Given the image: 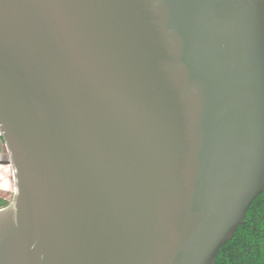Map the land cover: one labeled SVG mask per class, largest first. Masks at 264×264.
Masks as SVG:
<instances>
[{
	"label": "water",
	"instance_id": "water-1",
	"mask_svg": "<svg viewBox=\"0 0 264 264\" xmlns=\"http://www.w3.org/2000/svg\"><path fill=\"white\" fill-rule=\"evenodd\" d=\"M0 264H215L264 191V0H0Z\"/></svg>",
	"mask_w": 264,
	"mask_h": 264
},
{
	"label": "trees",
	"instance_id": "trees-1",
	"mask_svg": "<svg viewBox=\"0 0 264 264\" xmlns=\"http://www.w3.org/2000/svg\"><path fill=\"white\" fill-rule=\"evenodd\" d=\"M1 150L7 153L2 139ZM8 181V178L0 179V209L7 207L13 199L14 192L6 187ZM215 264H264V191L250 206L245 224L239 226L233 239L222 246Z\"/></svg>",
	"mask_w": 264,
	"mask_h": 264
},
{
	"label": "rangeland",
	"instance_id": "rangeland-1",
	"mask_svg": "<svg viewBox=\"0 0 264 264\" xmlns=\"http://www.w3.org/2000/svg\"><path fill=\"white\" fill-rule=\"evenodd\" d=\"M6 152L0 151V179H6L8 177V191H14V183H13V178H12V169L11 166L9 165V158L5 154Z\"/></svg>",
	"mask_w": 264,
	"mask_h": 264
},
{
	"label": "built area",
	"instance_id": "built-area-1",
	"mask_svg": "<svg viewBox=\"0 0 264 264\" xmlns=\"http://www.w3.org/2000/svg\"><path fill=\"white\" fill-rule=\"evenodd\" d=\"M2 139V134L0 133V140Z\"/></svg>",
	"mask_w": 264,
	"mask_h": 264
},
{
	"label": "crops",
	"instance_id": "crops-1",
	"mask_svg": "<svg viewBox=\"0 0 264 264\" xmlns=\"http://www.w3.org/2000/svg\"><path fill=\"white\" fill-rule=\"evenodd\" d=\"M7 178H8V177H7ZM7 178H6V179H7Z\"/></svg>",
	"mask_w": 264,
	"mask_h": 264
},
{
	"label": "flooded vegetation",
	"instance_id": "flooded-vegetation-1",
	"mask_svg": "<svg viewBox=\"0 0 264 264\" xmlns=\"http://www.w3.org/2000/svg\"><path fill=\"white\" fill-rule=\"evenodd\" d=\"M6 154V153H5ZM7 155V154H6Z\"/></svg>",
	"mask_w": 264,
	"mask_h": 264
}]
</instances>
